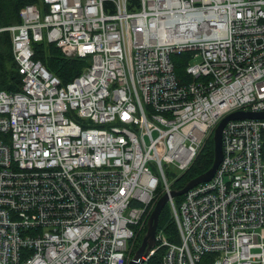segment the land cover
Wrapping results in <instances>:
<instances>
[{"label": "built area", "instance_id": "2783aa9c", "mask_svg": "<svg viewBox=\"0 0 264 264\" xmlns=\"http://www.w3.org/2000/svg\"><path fill=\"white\" fill-rule=\"evenodd\" d=\"M0 90V264H126L219 119L264 111V0H39ZM88 61L61 86L31 42ZM174 54L187 58L186 79ZM264 120H228L213 178L166 201L140 264H264Z\"/></svg>", "mask_w": 264, "mask_h": 264}, {"label": "trees", "instance_id": "16d2710c", "mask_svg": "<svg viewBox=\"0 0 264 264\" xmlns=\"http://www.w3.org/2000/svg\"><path fill=\"white\" fill-rule=\"evenodd\" d=\"M39 0H0V28L9 27L10 25L19 24L18 13L24 5H36ZM10 38L9 33L0 31V90L6 92H14L19 90L21 84V77L15 69L10 50ZM30 48L32 49V61L39 62L50 74L56 76L61 86L65 85L71 79L77 77L79 72L87 66L88 61L85 58H71L62 54L61 50L55 46L54 43H46L44 41L31 42ZM174 63L175 74L181 81H185L186 77L183 68L186 63L185 55L174 54L171 57ZM262 142L264 147V132L262 134ZM212 136L211 134L202 144L199 154L194 158L192 165L185 171L180 173L174 181L171 182L170 188L177 190L184 186L190 179L195 176L201 175L209 166L212 165L213 153L212 150ZM180 196L174 198L177 202ZM169 206L165 204L164 208L160 210L158 214L157 228L165 232L166 236L173 238L174 226L172 219L170 218ZM143 231L130 241L129 245L131 249L130 254L139 248V243ZM212 258L206 255L204 259L198 264H209Z\"/></svg>", "mask_w": 264, "mask_h": 264}, {"label": "water", "instance_id": "95a60500", "mask_svg": "<svg viewBox=\"0 0 264 264\" xmlns=\"http://www.w3.org/2000/svg\"><path fill=\"white\" fill-rule=\"evenodd\" d=\"M241 119H248V120H255V119H261L264 120V111H248V110H241V111H232L229 112L228 115L224 116L222 119H219L217 122V125L214 127L212 131V150H214L213 153V159H212V165L209 166L201 175L195 176L194 178L190 179L184 186L181 188H178L177 190H172L167 195V193H164V195L160 196L153 204V208L150 211V214L148 216V220L145 224V234L142 235L139 248L134 252L133 256L130 257L126 264H140L142 262L141 256H146L148 251L152 249V245L154 243V235H155V229L158 222V214L161 209L164 208L165 203L168 199V196L170 198H176L177 196H180L181 194H185L188 192V190L193 187L194 185H198L200 183H203L204 181L211 180L214 175V172L216 170V167L219 165V162L221 160L222 150H221V130L222 128L228 123V120H234L239 121Z\"/></svg>", "mask_w": 264, "mask_h": 264}, {"label": "rangeland", "instance_id": "374dc122", "mask_svg": "<svg viewBox=\"0 0 264 264\" xmlns=\"http://www.w3.org/2000/svg\"><path fill=\"white\" fill-rule=\"evenodd\" d=\"M145 234V233H144ZM133 256V254H130V256L128 257V259L130 258V257H132Z\"/></svg>", "mask_w": 264, "mask_h": 264}]
</instances>
